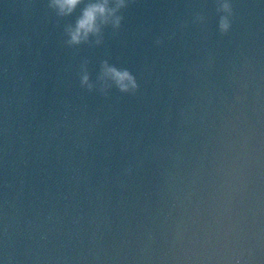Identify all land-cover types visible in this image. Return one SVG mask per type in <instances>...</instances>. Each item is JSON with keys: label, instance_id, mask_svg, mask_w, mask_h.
I'll return each mask as SVG.
<instances>
[{"label": "water", "instance_id": "1", "mask_svg": "<svg viewBox=\"0 0 264 264\" xmlns=\"http://www.w3.org/2000/svg\"><path fill=\"white\" fill-rule=\"evenodd\" d=\"M88 2L0 0V264H264V0Z\"/></svg>", "mask_w": 264, "mask_h": 264}, {"label": "clouds", "instance_id": "2", "mask_svg": "<svg viewBox=\"0 0 264 264\" xmlns=\"http://www.w3.org/2000/svg\"><path fill=\"white\" fill-rule=\"evenodd\" d=\"M84 0H51L49 7H54L57 10L58 16H69L81 5ZM110 2L111 5L110 6ZM219 7L217 12H225L229 15L232 13L230 0H217ZM125 0H90L82 8L79 16L76 18L74 25H69L66 28L67 43L71 45H79L82 42H87L90 36H98L101 33V26L111 23L112 27L118 28L121 16L116 15L119 9L125 7ZM231 27V22L228 16H220L218 21L219 32L227 34ZM96 43H100L99 40ZM100 80H111L112 84L121 92L135 94L138 89V84L134 75L127 69L109 66L107 62H102ZM81 87H86L90 92L93 85L89 83V75L86 70L80 77ZM108 87L107 84L101 88V92Z\"/></svg>", "mask_w": 264, "mask_h": 264}]
</instances>
